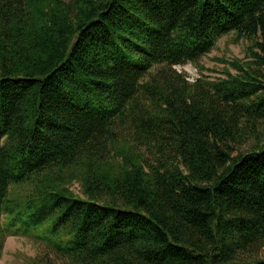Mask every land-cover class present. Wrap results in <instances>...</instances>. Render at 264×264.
Instances as JSON below:
<instances>
[{"label":"trees","instance_id":"1","mask_svg":"<svg viewBox=\"0 0 264 264\" xmlns=\"http://www.w3.org/2000/svg\"><path fill=\"white\" fill-rule=\"evenodd\" d=\"M230 34L234 75L175 70ZM260 125L264 0H0V258L264 264V141L229 146Z\"/></svg>","mask_w":264,"mask_h":264},{"label":"rangeland","instance_id":"2","mask_svg":"<svg viewBox=\"0 0 264 264\" xmlns=\"http://www.w3.org/2000/svg\"><path fill=\"white\" fill-rule=\"evenodd\" d=\"M245 40L234 41L230 34L217 40L215 48L202 57L195 65L176 66L175 70L186 75L189 82L197 79L214 81L225 78V71L231 75L235 72L228 67L231 60L246 61ZM235 142H230L233 155L251 151L264 141V125H260L254 132L245 130L240 132ZM70 190L83 198L80 184L74 183ZM247 261L264 259V246L251 249L241 255ZM0 264H66L43 241L33 237L9 236L5 240Z\"/></svg>","mask_w":264,"mask_h":264}]
</instances>
